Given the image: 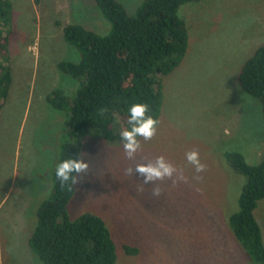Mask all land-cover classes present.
Masks as SVG:
<instances>
[{
	"label": "rangeland",
	"instance_id": "obj_1",
	"mask_svg": "<svg viewBox=\"0 0 264 264\" xmlns=\"http://www.w3.org/2000/svg\"><path fill=\"white\" fill-rule=\"evenodd\" d=\"M10 1L13 82L0 111V264H43L28 241L37 208L52 189L65 118L45 99L56 88L70 96L78 85L56 68L78 59L62 26L80 24L105 35L111 25L94 0ZM118 1L133 15L143 0ZM179 15L188 27V48L164 79L156 135L138 138L134 160L126 158L123 142L86 138L81 153L89 169L78 177L68 216L92 212L104 219L116 240L115 264H254L228 224L245 178L220 152L236 150L249 164L264 159L260 103L238 83L243 63L264 45V1L198 0L182 5ZM193 150L206 166L201 173L186 159ZM158 156L185 180L157 181L156 197V185H142L138 173L125 170ZM258 205L264 242V199ZM123 244L139 254L126 256Z\"/></svg>",
	"mask_w": 264,
	"mask_h": 264
},
{
	"label": "trees",
	"instance_id": "obj_2",
	"mask_svg": "<svg viewBox=\"0 0 264 264\" xmlns=\"http://www.w3.org/2000/svg\"><path fill=\"white\" fill-rule=\"evenodd\" d=\"M192 1L198 0H143L130 15L118 0H94L111 25L107 34L75 23L62 26L63 40L77 51L78 59L60 61L56 68L78 85L70 96L60 88L46 95L47 104L65 114L57 165L77 157L86 138L122 142L121 131L131 127L133 104H148L149 114L159 121L164 79L178 68L188 48V27L179 9ZM12 17L11 1L0 0V111L13 82L8 53ZM238 83L260 103L264 117V45L243 63ZM220 155L245 178L238 211L228 218L229 228L251 262L264 264L263 235L255 216L264 199V159L249 164L242 153L232 149ZM55 173L56 169L50 195L35 214L28 241L31 251L43 264H115L116 240L106 222L92 212L71 220L67 205L75 186L72 191L62 188ZM122 252L136 256L139 249L123 244Z\"/></svg>",
	"mask_w": 264,
	"mask_h": 264
},
{
	"label": "clouds",
	"instance_id": "obj_3",
	"mask_svg": "<svg viewBox=\"0 0 264 264\" xmlns=\"http://www.w3.org/2000/svg\"><path fill=\"white\" fill-rule=\"evenodd\" d=\"M128 123L129 129H124L120 133L123 142V149L127 159L134 160L137 152L141 150L140 139L144 141L151 140L157 132L159 121L149 114L150 109L146 103L133 104L130 109ZM186 159L197 173L205 170V165L200 162L199 153L195 150L186 153ZM89 164L84 162V154L80 153L77 157H70L56 166V177L60 181L61 187H67L68 191L73 190V186L80 182L78 177L82 178L87 174ZM138 173L143 178L141 184L147 185L151 183L156 185L157 181L172 180L173 185L177 181H184L182 174L177 173V169L168 162L164 156H158L154 160L147 163L136 164L135 168L129 167L125 170L126 175ZM176 177L173 179V177ZM201 177L197 176L196 179ZM142 190V188H141ZM152 195L159 197L161 188L156 185L152 189Z\"/></svg>",
	"mask_w": 264,
	"mask_h": 264
}]
</instances>
